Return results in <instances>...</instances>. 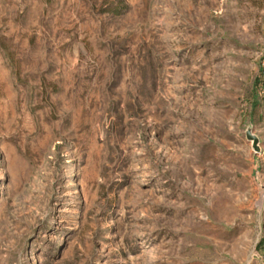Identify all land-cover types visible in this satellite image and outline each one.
<instances>
[{
  "label": "rangeland",
  "instance_id": "374dc122",
  "mask_svg": "<svg viewBox=\"0 0 264 264\" xmlns=\"http://www.w3.org/2000/svg\"><path fill=\"white\" fill-rule=\"evenodd\" d=\"M264 0H0V264H264Z\"/></svg>",
  "mask_w": 264,
  "mask_h": 264
},
{
  "label": "water",
  "instance_id": "95a60500",
  "mask_svg": "<svg viewBox=\"0 0 264 264\" xmlns=\"http://www.w3.org/2000/svg\"><path fill=\"white\" fill-rule=\"evenodd\" d=\"M247 137H248V140H250L252 142L254 149L257 150L258 149V147H257V139L255 137H253V136H250V135H248Z\"/></svg>",
  "mask_w": 264,
  "mask_h": 264
},
{
  "label": "crops",
  "instance_id": "0c3cea01",
  "mask_svg": "<svg viewBox=\"0 0 264 264\" xmlns=\"http://www.w3.org/2000/svg\"><path fill=\"white\" fill-rule=\"evenodd\" d=\"M258 250L264 255V240L260 242V246Z\"/></svg>",
  "mask_w": 264,
  "mask_h": 264
},
{
  "label": "built area",
  "instance_id": "2783aa9c",
  "mask_svg": "<svg viewBox=\"0 0 264 264\" xmlns=\"http://www.w3.org/2000/svg\"><path fill=\"white\" fill-rule=\"evenodd\" d=\"M253 154L259 156V155H264V151H261L259 148L257 150V152H253Z\"/></svg>",
  "mask_w": 264,
  "mask_h": 264
}]
</instances>
